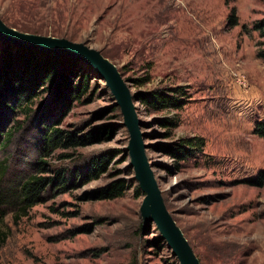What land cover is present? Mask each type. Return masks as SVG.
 I'll use <instances>...</instances> for the list:
<instances>
[{
  "label": "rangeland",
  "instance_id": "obj_1",
  "mask_svg": "<svg viewBox=\"0 0 264 264\" xmlns=\"http://www.w3.org/2000/svg\"><path fill=\"white\" fill-rule=\"evenodd\" d=\"M231 12L236 24L229 26ZM258 22L262 34L253 29ZM0 24L17 35L89 49L128 94L182 86L188 101L178 110L146 113L130 101L161 208L198 264H264V183H245L264 174V139L251 131L264 117V61L256 53L264 47V0H0ZM3 47L0 42V64ZM145 73L148 82L134 86L131 79ZM47 93L14 112L0 111L4 128L14 131L0 150L1 186L34 171L37 109ZM114 102L99 74L73 101L60 127L116 130L99 143L57 148L45 161L75 168L106 149L119 152L97 179L48 192L15 220V207L4 206L0 264H181L155 221L141 227L144 194L133 191L138 181L128 133L120 110H110ZM173 114L179 124L164 138L155 120ZM192 135L203 138V147L186 161L150 146ZM116 178L131 185L121 196L82 198Z\"/></svg>",
  "mask_w": 264,
  "mask_h": 264
},
{
  "label": "trees",
  "instance_id": "obj_2",
  "mask_svg": "<svg viewBox=\"0 0 264 264\" xmlns=\"http://www.w3.org/2000/svg\"><path fill=\"white\" fill-rule=\"evenodd\" d=\"M234 24L236 19L231 12L227 25ZM262 26L261 22H258L253 24V29L262 34ZM0 42L4 44L0 64V111L14 112L15 109H21L25 104L32 102L43 89L48 92L37 109L39 122L33 150L34 171L25 178L18 179V183L0 185V217L6 214L3 207L11 204L12 208L15 207L13 210L15 220L24 214L27 208L42 202L48 192L75 189L97 179L107 171L119 150L106 149L93 154L82 166L75 168L57 167L47 163L45 158L57 148L99 143L110 139L114 134L116 127L111 124L98 125L82 133L59 126L73 101L87 92L89 81L99 73L89 63L72 54L13 44L1 38ZM256 53L264 61V47H258ZM149 78L148 73H145L139 78L131 79V82L134 86H139L148 82ZM128 97L131 102L136 101L146 113L167 109L178 110L188 101L183 87L178 85L136 91L129 93ZM84 100H89V96ZM26 109L28 114L31 109L29 107ZM110 110H119V107L114 102ZM6 118L0 115V150L8 146L14 132L11 127L4 128ZM155 121L158 126L164 128V138H169L172 130L179 124L176 114ZM251 131L255 136L264 139V117L253 121ZM150 146L159 148L174 160L186 161L202 151L203 138L197 135L184 136ZM5 161L6 158L0 160V180L5 169ZM245 183L261 186L264 183L263 172L245 179ZM130 186L125 179L116 178L90 193H83L82 198L112 199L121 196ZM132 187L136 196L145 194L138 183ZM140 217L141 227H146L153 221L147 207L141 209ZM195 263L198 264L196 259Z\"/></svg>",
  "mask_w": 264,
  "mask_h": 264
},
{
  "label": "water",
  "instance_id": "obj_3",
  "mask_svg": "<svg viewBox=\"0 0 264 264\" xmlns=\"http://www.w3.org/2000/svg\"><path fill=\"white\" fill-rule=\"evenodd\" d=\"M0 37L13 44L72 54L75 57L89 63L95 70L98 71L99 75H101L104 79L106 85L110 88L115 99V103L118 105L120 113L123 117V124L125 125L128 133L127 149L133 159L132 166L134 168L135 177L138 181L139 187L145 193L144 206L142 208H148L151 219L156 222L160 232L168 241L180 263L196 264L195 259L192 257L191 253L161 208L154 184L149 175L148 165L142 152L139 122L135 119L128 93L111 66L87 48L65 41H51L37 37L17 35L2 27L1 24Z\"/></svg>",
  "mask_w": 264,
  "mask_h": 264
}]
</instances>
